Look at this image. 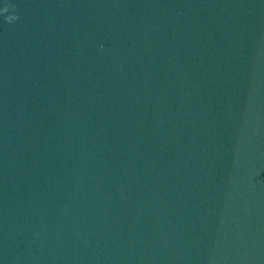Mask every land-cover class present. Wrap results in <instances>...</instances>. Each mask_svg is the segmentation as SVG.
Segmentation results:
<instances>
[{"label":"water","instance_id":"obj_1","mask_svg":"<svg viewBox=\"0 0 264 264\" xmlns=\"http://www.w3.org/2000/svg\"><path fill=\"white\" fill-rule=\"evenodd\" d=\"M0 264H264V0H0Z\"/></svg>","mask_w":264,"mask_h":264}]
</instances>
